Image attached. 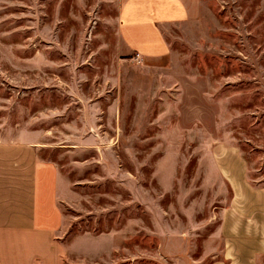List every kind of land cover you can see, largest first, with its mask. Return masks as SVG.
Here are the masks:
<instances>
[{
    "label": "rangeland",
    "instance_id": "1",
    "mask_svg": "<svg viewBox=\"0 0 264 264\" xmlns=\"http://www.w3.org/2000/svg\"><path fill=\"white\" fill-rule=\"evenodd\" d=\"M124 1L0 0V132L58 166L84 264H264V0H187L161 79Z\"/></svg>",
    "mask_w": 264,
    "mask_h": 264
},
{
    "label": "crops",
    "instance_id": "2",
    "mask_svg": "<svg viewBox=\"0 0 264 264\" xmlns=\"http://www.w3.org/2000/svg\"><path fill=\"white\" fill-rule=\"evenodd\" d=\"M197 19L187 0L123 2L118 33L135 58L139 79L170 77L176 66L170 36L174 31L181 37L193 35ZM39 146L9 140L0 132V264H84L96 236L69 231L72 223L63 211L61 172L39 156ZM81 238L89 240L85 255L76 254L73 245ZM227 259L223 264H237L230 256Z\"/></svg>",
    "mask_w": 264,
    "mask_h": 264
}]
</instances>
